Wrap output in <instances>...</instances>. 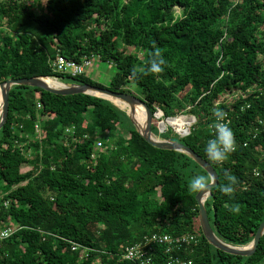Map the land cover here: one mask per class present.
I'll list each match as a JSON object with an SVG mask.
<instances>
[{"label": "trees", "instance_id": "obj_1", "mask_svg": "<svg viewBox=\"0 0 264 264\" xmlns=\"http://www.w3.org/2000/svg\"><path fill=\"white\" fill-rule=\"evenodd\" d=\"M153 54L163 57L162 72L146 71ZM57 55L97 57L115 73L107 86L57 73L50 66ZM31 77L134 96L132 84L152 116L193 117L186 136L159 137L215 170L218 183L204 201L213 233L232 246L252 241L264 221V0H0V83ZM215 108L235 139L222 162L203 151ZM126 110L84 94L10 88L0 130V223L17 230L0 244V264H130L121 250L153 233L196 234L194 264H263L264 234L249 257L207 243L198 191L188 185L193 175L207 183L208 176L188 156L147 144ZM67 126L78 141L64 134ZM73 243L90 249L87 256Z\"/></svg>", "mask_w": 264, "mask_h": 264}, {"label": "water", "instance_id": "obj_2", "mask_svg": "<svg viewBox=\"0 0 264 264\" xmlns=\"http://www.w3.org/2000/svg\"><path fill=\"white\" fill-rule=\"evenodd\" d=\"M12 86H26L31 88H37L51 94L61 95V96H70L77 94L89 95L97 98H101L106 100L113 105V99L118 103L122 104L127 110L126 114L129 117L132 124L135 126L136 131L141 136V138L150 146L160 149V150H172L175 152L182 153L188 156L198 167H200L208 176L209 182L206 186L207 188L199 190L195 195V202L197 204V221L201 231L202 236L216 250H219L223 253L233 255V256H241V257H249L251 256L260 241V238L264 234V221L257 228L252 241L243 247L232 246L223 241H221L212 231L208 219L206 210L204 208V201L206 197L209 195L212 188H214L218 183V177L215 170L201 157H199L196 153H194L190 148L181 144L180 142L173 140L171 138H157L156 135H153L151 132V126H154L152 123V117L156 119V114L160 113L162 117V113L160 111L156 112L153 116L150 114L147 106L144 102H142L139 98L120 93L113 92L105 88H100L96 86H92L89 84H72V83H63L59 82L56 79H51L47 77H31V78H22V79H8L4 82L0 83V130L3 127L7 112H8V93ZM141 108L143 111L144 124L143 127H139L135 120L134 116L136 110ZM183 117V116H182ZM172 118H164L174 119ZM193 122L195 121L193 117H191ZM160 123V122H159ZM158 123V124H159ZM165 128L158 129V133H163ZM176 135L180 137H184L188 134V129L184 134L176 133Z\"/></svg>", "mask_w": 264, "mask_h": 264}, {"label": "built area", "instance_id": "obj_3", "mask_svg": "<svg viewBox=\"0 0 264 264\" xmlns=\"http://www.w3.org/2000/svg\"><path fill=\"white\" fill-rule=\"evenodd\" d=\"M97 60V57H84L81 61L76 62L57 55L56 58L51 62L50 66L54 72L75 77L85 74L86 71ZM36 107L37 109H40L39 104H37ZM225 121L229 124V120L226 119V116ZM189 127H187V129H189ZM34 128L35 132L39 133L37 124L34 126ZM209 129L213 133L211 125H209ZM73 132V126H67L64 129V134L66 136L72 138L73 141H78V139L73 136ZM83 138L87 137L83 136ZM246 145V142L242 144L243 147H246ZM101 147L102 143L100 141H95L94 150H100ZM95 158V152L91 153L90 159L94 160ZM2 206L7 208L8 201H3ZM16 230V226L10 224L6 226L0 223V244L10 238ZM197 242V236L194 233H185L177 236L153 233L152 235L145 237L136 243L125 246L121 250L119 256L122 260H125L130 264H194L189 256L193 254V248ZM71 250H82L83 254L81 257L87 256V253L90 251V249L82 248L80 245L75 243L72 244Z\"/></svg>", "mask_w": 264, "mask_h": 264}, {"label": "clouds", "instance_id": "obj_4", "mask_svg": "<svg viewBox=\"0 0 264 264\" xmlns=\"http://www.w3.org/2000/svg\"><path fill=\"white\" fill-rule=\"evenodd\" d=\"M146 71L153 73H159L163 71L162 65L164 64L163 57L153 54L149 57ZM135 76L136 73L133 72ZM215 120L211 125L213 134L207 139L203 151L210 161L222 162L228 155L235 150V139L232 129L225 121V113L220 108L213 110ZM207 178L204 175H193L189 181V189L191 191H199L207 188ZM222 191L231 192V185H225L222 187Z\"/></svg>", "mask_w": 264, "mask_h": 264}, {"label": "rangeland", "instance_id": "obj_5", "mask_svg": "<svg viewBox=\"0 0 264 264\" xmlns=\"http://www.w3.org/2000/svg\"><path fill=\"white\" fill-rule=\"evenodd\" d=\"M175 14L176 15H179L180 14V11L176 10V13ZM114 73H115V68L113 66L108 65L106 63H99V62L96 61L86 71L85 74H86L87 77L91 78L92 80L96 81L97 83H100L103 86H107L108 83H109V81H110V79L114 75ZM126 89H128L131 92V94H133L135 97H138L139 96L138 89L135 86H133L132 84H128L126 86ZM234 96L235 95H232V94L230 96L227 95L226 97H224V99H226L228 102H230L233 99ZM115 106L118 107L121 110H124L125 109L122 106H117V105H115ZM180 116H185V119L190 123L189 125H191L192 123H194L193 120H192V118L190 116H188L187 114H184L183 113ZM177 118H181V117H177ZM163 119H164L163 117H160L159 119L153 118L152 123L158 125V123L160 122L159 120H163ZM156 129L158 130L159 128L156 126ZM169 130H171V134H170V137H171L172 135L175 134V131H174L173 128L166 127L163 133H164V135H167L170 132ZM159 136H160V133H158V131H157L156 137L159 138Z\"/></svg>", "mask_w": 264, "mask_h": 264}, {"label": "bare ground", "instance_id": "obj_6", "mask_svg": "<svg viewBox=\"0 0 264 264\" xmlns=\"http://www.w3.org/2000/svg\"><path fill=\"white\" fill-rule=\"evenodd\" d=\"M112 101H113V103H115V105L124 107L122 104L118 103L116 100L113 99ZM160 116H161L160 113H157L156 114V117H160ZM179 117H181V118L175 117L174 119H167V120H164V121L161 120L160 123L157 125V127L160 128V129H162L165 126L171 127V128L174 129V131L176 133L184 134L185 133V130L187 129V126L190 123L185 119L184 116L183 117L182 116H179ZM134 120H135L136 124L140 128L143 127V124L144 123H143L142 112H141V109L140 108H138L136 110V113H135V116H134Z\"/></svg>", "mask_w": 264, "mask_h": 264}]
</instances>
